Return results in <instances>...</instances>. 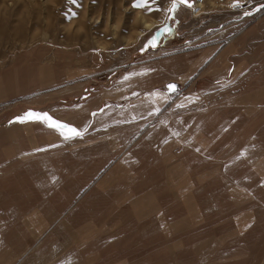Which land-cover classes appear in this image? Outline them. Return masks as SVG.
<instances>
[{
	"label": "rangeland",
	"instance_id": "374dc122",
	"mask_svg": "<svg viewBox=\"0 0 264 264\" xmlns=\"http://www.w3.org/2000/svg\"><path fill=\"white\" fill-rule=\"evenodd\" d=\"M172 3L0 0V264H264V0Z\"/></svg>",
	"mask_w": 264,
	"mask_h": 264
},
{
	"label": "crops",
	"instance_id": "0c3cea01",
	"mask_svg": "<svg viewBox=\"0 0 264 264\" xmlns=\"http://www.w3.org/2000/svg\"><path fill=\"white\" fill-rule=\"evenodd\" d=\"M164 32L165 31H164L163 27H161V26L157 27V30L155 32V37H156L157 41H160L159 39L162 38V35H164ZM247 33H249V31ZM207 49H208V53L206 55V58L203 60H207L209 58L213 59L214 57L216 58L217 56H219L218 52L221 50V49L217 50L218 48H216L215 45H209L207 47ZM225 53L226 52L224 50H221V58H224L223 54H225ZM233 67L235 68V65ZM239 68H241V67L240 66L236 67V69H239ZM166 81H164V82H166ZM147 99L151 100L152 101L151 103H156V105L158 107H162L165 105V100L167 99V96H166L164 91L157 89V90L150 92ZM50 117H52V119L54 121L61 122L63 124L66 121H68L67 118H64V117H60V119H56L52 115H50ZM17 118L18 117L15 116L13 118V120L11 121L12 127L14 129L19 128V129L27 130L26 139L30 143L31 147H34V148H35V146L37 148L38 138L37 139L35 138L33 132L35 129H38L37 127L41 126L39 124V122H42V124L45 127L44 131H42L41 129H39V130L46 133V138L48 139V141L55 139L58 136L57 135L58 131L61 130L58 128L49 127L48 123L44 122V121L30 120V121H26V122H21ZM14 138H15V135H14ZM172 144H174V142H172ZM34 148H32V149H34ZM164 153H165V150H164ZM167 154H169V153H167ZM209 175H210V171L208 172V174H207V172H204L203 174L196 175L195 177L198 179V182H200V180H202L204 178L207 179V176H209ZM173 177H175V178L173 179ZM172 179L173 180H171V182L173 184V187L176 189V194L178 196H184L185 194L191 192L195 188V185H196V183H195L196 179L190 175L187 168L181 167V165H180L179 170L175 171V173L172 175Z\"/></svg>",
	"mask_w": 264,
	"mask_h": 264
},
{
	"label": "snow or ice",
	"instance_id": "6c2138e0",
	"mask_svg": "<svg viewBox=\"0 0 264 264\" xmlns=\"http://www.w3.org/2000/svg\"><path fill=\"white\" fill-rule=\"evenodd\" d=\"M181 3H184V4H188V0H180ZM73 3H75V0H73ZM137 6H143V4H138ZM176 0H173V3H172V7L169 9V11H173L175 10L176 8ZM190 6V5H189ZM264 7V6H262ZM154 40L155 38H153V41H150V43L152 44V46H155V43H154ZM170 88H174L173 85H169ZM18 120H21V122H23V120H42L44 122H47L48 123V126L49 127H54V128H58V129H61V130H65L67 131V136L65 138H69L70 136H74V135H80V133L73 127H70L66 124H63L61 122H57V121H54L52 119V117H50L47 113H36V112H33V111H28L24 117H18L17 118ZM61 134H64V132L62 131Z\"/></svg>",
	"mask_w": 264,
	"mask_h": 264
},
{
	"label": "water",
	"instance_id": "95a60500",
	"mask_svg": "<svg viewBox=\"0 0 264 264\" xmlns=\"http://www.w3.org/2000/svg\"><path fill=\"white\" fill-rule=\"evenodd\" d=\"M169 85H173L174 88H170ZM167 87H168V89H169V92H173V91H175V90L177 89L178 86H177V83H176V82H169V83L167 84Z\"/></svg>",
	"mask_w": 264,
	"mask_h": 264
},
{
	"label": "bare ground",
	"instance_id": "6f19581e",
	"mask_svg": "<svg viewBox=\"0 0 264 264\" xmlns=\"http://www.w3.org/2000/svg\"><path fill=\"white\" fill-rule=\"evenodd\" d=\"M198 4H199V6L201 5V3H198ZM145 25H146L147 27H151V26H152L148 21L145 22Z\"/></svg>",
	"mask_w": 264,
	"mask_h": 264
}]
</instances>
